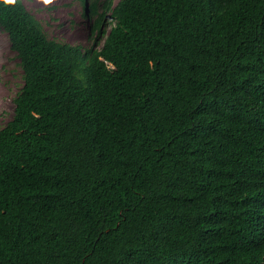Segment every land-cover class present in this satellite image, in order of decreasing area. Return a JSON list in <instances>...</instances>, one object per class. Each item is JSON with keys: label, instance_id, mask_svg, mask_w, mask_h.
I'll list each match as a JSON object with an SVG mask.
<instances>
[{"label": "trees", "instance_id": "16d2710c", "mask_svg": "<svg viewBox=\"0 0 264 264\" xmlns=\"http://www.w3.org/2000/svg\"><path fill=\"white\" fill-rule=\"evenodd\" d=\"M83 1L88 47L0 0V264H264V0Z\"/></svg>", "mask_w": 264, "mask_h": 264}, {"label": "rangeland", "instance_id": "374dc122", "mask_svg": "<svg viewBox=\"0 0 264 264\" xmlns=\"http://www.w3.org/2000/svg\"><path fill=\"white\" fill-rule=\"evenodd\" d=\"M22 1L39 20L47 36L83 47L92 45L95 32L90 29L91 18L85 14L83 0ZM106 21L105 28L109 29L110 18ZM22 74L19 57L10 47L7 33L0 28V127L13 114V98L23 83Z\"/></svg>", "mask_w": 264, "mask_h": 264}, {"label": "clouds", "instance_id": "9594fccd", "mask_svg": "<svg viewBox=\"0 0 264 264\" xmlns=\"http://www.w3.org/2000/svg\"><path fill=\"white\" fill-rule=\"evenodd\" d=\"M3 2L5 4H14L16 2V0H3ZM50 2H51V0H50ZM50 2H48V3H50Z\"/></svg>", "mask_w": 264, "mask_h": 264}, {"label": "snow or ice", "instance_id": "6c2138e0", "mask_svg": "<svg viewBox=\"0 0 264 264\" xmlns=\"http://www.w3.org/2000/svg\"><path fill=\"white\" fill-rule=\"evenodd\" d=\"M46 3L50 2V0H45Z\"/></svg>", "mask_w": 264, "mask_h": 264}]
</instances>
